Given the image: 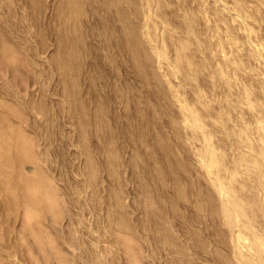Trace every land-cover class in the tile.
Instances as JSON below:
<instances>
[{
	"label": "rangeland",
	"instance_id": "obj_1",
	"mask_svg": "<svg viewBox=\"0 0 264 264\" xmlns=\"http://www.w3.org/2000/svg\"><path fill=\"white\" fill-rule=\"evenodd\" d=\"M0 264H264V0H0Z\"/></svg>",
	"mask_w": 264,
	"mask_h": 264
},
{
	"label": "bare ground",
	"instance_id": "obj_2",
	"mask_svg": "<svg viewBox=\"0 0 264 264\" xmlns=\"http://www.w3.org/2000/svg\"><path fill=\"white\" fill-rule=\"evenodd\" d=\"M200 164H203V165H204L205 163H204V161H200ZM213 185H214V184H213ZM217 186H218V185H217ZM217 189H222V188H221L220 186H218ZM220 191H221V190H220ZM241 207H242V206H241ZM226 212H228V211H227V208H226ZM228 216H229V215H228ZM227 219L230 220L231 218H228V217H227Z\"/></svg>",
	"mask_w": 264,
	"mask_h": 264
}]
</instances>
